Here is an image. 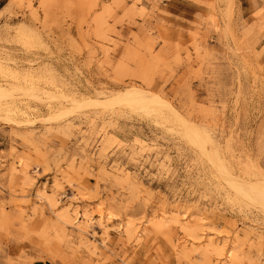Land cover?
I'll use <instances>...</instances> for the list:
<instances>
[{
    "label": "rangeland",
    "instance_id": "1",
    "mask_svg": "<svg viewBox=\"0 0 264 264\" xmlns=\"http://www.w3.org/2000/svg\"><path fill=\"white\" fill-rule=\"evenodd\" d=\"M162 1L0 0V264H264V9Z\"/></svg>",
    "mask_w": 264,
    "mask_h": 264
},
{
    "label": "crops",
    "instance_id": "2",
    "mask_svg": "<svg viewBox=\"0 0 264 264\" xmlns=\"http://www.w3.org/2000/svg\"><path fill=\"white\" fill-rule=\"evenodd\" d=\"M198 5L187 0H163L159 5L160 13H156L155 19L159 23H167L171 25L172 29L178 31L179 29L186 30L190 27L189 23L196 20V16L205 15L204 8H198ZM150 7V5H148ZM195 8V9H193ZM264 9V0H236V15L243 21H248L247 27L252 28L253 23L250 20L251 16L258 10ZM215 45L219 47V38L214 36ZM262 40V34L258 33L257 28L253 30L248 38V41L258 42ZM219 49V48H218Z\"/></svg>",
    "mask_w": 264,
    "mask_h": 264
},
{
    "label": "bare ground",
    "instance_id": "3",
    "mask_svg": "<svg viewBox=\"0 0 264 264\" xmlns=\"http://www.w3.org/2000/svg\"><path fill=\"white\" fill-rule=\"evenodd\" d=\"M35 92V91H34ZM3 93V90H2V92L0 91V95ZM37 93H39V92H37ZM7 96H8V94H6ZM148 95H149V93H148ZM114 96V95H113ZM118 96V95H117ZM150 96V95H149ZM115 97V96H114ZM155 97V96H154ZM152 98V97H151ZM117 99H119L120 101H122V102H125V103H129V104H135V105H141V104H143V106L145 105V103L147 102L146 100H148V97H147V95H146V93L145 92H141V91H138V90H130V91H128L127 93H125V94H122V96L120 97V98H118L117 97ZM152 100V99H151ZM154 100H156V99H154ZM153 100V101H154ZM159 100V99H158ZM159 102V101H158ZM152 103V102H151ZM154 103V102H153ZM162 102H160V104H161ZM150 104V103H149ZM155 104H157V103H155ZM155 104H153V105H155ZM160 104L158 105L157 104V106L158 107H156V109L157 108H159V106H160ZM147 105V104H146ZM156 106V105H155ZM154 106V107H155ZM162 106V105H161ZM147 107V106H146ZM145 107V108H146ZM150 107H153V106H151L150 105ZM163 107V106H162ZM152 109V108H151ZM160 109V108H159ZM146 110V109H145ZM172 111V110H171ZM152 113V112H151ZM176 113V112H175ZM164 115V114H163ZM174 115H176V114H174ZM3 119V118H2ZM165 119V118H164ZM163 120V119H162ZM175 124V123H174ZM186 131V130H185ZM196 135V134H195ZM193 136V135H192ZM224 172H225V170H224ZM227 174H225V176H226ZM229 175V174H228ZM264 178V177H263ZM263 181V180H262ZM262 183H264V181L262 182ZM237 184V183H236ZM248 184V183H247ZM235 185V184H234ZM257 185V184H256ZM259 185H260V183H259ZM264 185V184H263ZM238 186V185H237ZM239 187V186H238ZM245 188L244 189H242V188H240L239 189V191H245V192H247L248 191V194L251 196V198L252 199H254V201L255 202H257V203H261L263 206H264V186H262L263 188H261V187H255V186H253V187H251V186H244ZM247 188V189H246ZM245 192H244V196L246 195L245 194Z\"/></svg>",
    "mask_w": 264,
    "mask_h": 264
}]
</instances>
